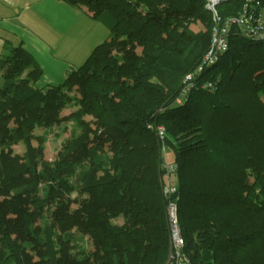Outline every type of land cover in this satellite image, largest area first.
Returning <instances> with one entry per match:
<instances>
[{"label": "trees", "instance_id": "trees-1", "mask_svg": "<svg viewBox=\"0 0 264 264\" xmlns=\"http://www.w3.org/2000/svg\"><path fill=\"white\" fill-rule=\"evenodd\" d=\"M64 1L89 9L109 37L44 89L35 87L42 70L33 57L4 44L0 202L8 198L13 212L27 195L35 213L22 214L19 239L0 210V264H33L25 255L33 250L38 264H93L85 236L60 234L45 210L74 193L83 198L78 212L96 217L87 229L96 264H165L170 201L189 264H264V0H226L214 12L207 0ZM244 6L260 25H230L226 52L188 87L215 15L222 26ZM64 99L76 107L79 133L39 168L28 141ZM83 115L96 119L108 149L90 143ZM19 142L22 155L12 147ZM169 182L175 192L167 195Z\"/></svg>", "mask_w": 264, "mask_h": 264}, {"label": "rangeland", "instance_id": "rangeland-1", "mask_svg": "<svg viewBox=\"0 0 264 264\" xmlns=\"http://www.w3.org/2000/svg\"><path fill=\"white\" fill-rule=\"evenodd\" d=\"M59 1H56L57 6H55L54 0H48V6L49 4L51 6L49 13L52 15L51 22L49 23L60 33L57 36V40L54 37L48 39L47 49H43L42 45L36 47L34 41L32 42L33 48H29L32 52L23 48L33 57L42 70V75L35 84L37 89L62 84L67 73L70 70L79 68L93 48L107 41L109 37L108 30L98 20L91 18L92 12L89 9L71 7L64 0ZM212 2L214 1L207 0V9L213 6ZM12 24V22H6L4 27H0L1 34L5 35L8 40L12 39V37L16 38L19 35V32L16 30L18 22L15 23L14 28L11 26ZM192 29L197 31L199 28L192 27ZM12 42L13 40H11ZM134 52L138 54L140 50L138 49ZM121 54H126V48L121 51ZM43 67H45L44 70ZM1 83L0 72V85ZM69 94L70 96L73 95L72 92ZM75 110L76 107L72 104V101L64 99L49 125L37 126L33 129L31 133L32 137L28 141V144L33 148L36 164L39 168H47L59 156L64 145L74 135L79 133L73 117ZM82 122L89 130L90 143L100 142L104 149H108L109 144L106 142L101 131L98 130L96 119L89 115H83ZM12 147L17 155H22L25 143H15ZM166 155L171 160V155L169 153H166ZM82 199L80 195L74 193L61 197L58 203H50L45 210L60 234L73 233L85 236L88 250L95 257L93 264H96V257L100 254V250L98 245L89 239L87 229L90 226L97 225V221L96 217L91 213L78 212ZM9 204L10 200L8 198H2L0 210L5 222L14 228V236L20 239L22 214L27 213L33 216L35 211L27 195L17 199L13 212L9 211ZM25 255L33 264H38V250L26 252Z\"/></svg>", "mask_w": 264, "mask_h": 264}, {"label": "built area", "instance_id": "built-area-1", "mask_svg": "<svg viewBox=\"0 0 264 264\" xmlns=\"http://www.w3.org/2000/svg\"><path fill=\"white\" fill-rule=\"evenodd\" d=\"M209 9L214 12L213 6H210ZM214 22L216 26L212 30L210 45L207 51L200 60L196 70L193 73L188 74L184 79V82L188 87L192 85V81L195 79V76L200 75L205 69L214 65L217 62L220 54L226 52L228 47V27L230 25H237L238 27L247 28L246 26L251 23H258L257 25H260L261 20L259 18L256 19L252 13L247 12V7H245L243 14L240 17L230 18L224 22L222 26L219 25L221 21L216 15L214 17ZM243 31L247 36H249L250 33L247 29ZM188 87H186L185 92L189 91ZM157 135L160 140H163L164 129L162 127L157 128ZM168 170L172 172L173 167L168 166ZM174 192L175 188L169 182L164 188V193L170 195ZM166 211L170 229L171 248L165 264H189V260L184 253V240L178 221L177 207L175 203L170 201L167 205Z\"/></svg>", "mask_w": 264, "mask_h": 264}, {"label": "crops", "instance_id": "crops-1", "mask_svg": "<svg viewBox=\"0 0 264 264\" xmlns=\"http://www.w3.org/2000/svg\"><path fill=\"white\" fill-rule=\"evenodd\" d=\"M54 1V5L57 6L56 1L59 0ZM50 10L48 0H0V27H4L6 22H12L11 26L14 28L15 23L18 22L16 30L19 32L16 38L12 37L9 40L0 32V56L4 53L3 47L6 42L12 47L21 45L32 52L29 48H33V41L36 47L42 45L43 49H47L48 39L54 37L57 40L60 33L49 23L52 19Z\"/></svg>", "mask_w": 264, "mask_h": 264}, {"label": "water", "instance_id": "water-1", "mask_svg": "<svg viewBox=\"0 0 264 264\" xmlns=\"http://www.w3.org/2000/svg\"><path fill=\"white\" fill-rule=\"evenodd\" d=\"M222 1H226V0H218V1H214L213 3V8H215L219 3H221Z\"/></svg>", "mask_w": 264, "mask_h": 264}, {"label": "bare ground", "instance_id": "bare-ground-1", "mask_svg": "<svg viewBox=\"0 0 264 264\" xmlns=\"http://www.w3.org/2000/svg\"><path fill=\"white\" fill-rule=\"evenodd\" d=\"M213 1H218V0H213Z\"/></svg>", "mask_w": 264, "mask_h": 264}]
</instances>
